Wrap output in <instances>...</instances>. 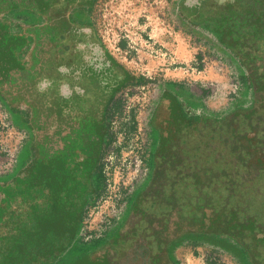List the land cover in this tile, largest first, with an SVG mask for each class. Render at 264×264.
<instances>
[{"label": "flooded vegetation", "instance_id": "1", "mask_svg": "<svg viewBox=\"0 0 264 264\" xmlns=\"http://www.w3.org/2000/svg\"><path fill=\"white\" fill-rule=\"evenodd\" d=\"M91 1L50 0V6L40 14L42 22L33 29L36 65L43 69L33 74L32 96L25 95V100L33 110L32 134L38 156L41 152L62 151L77 155V161H81L85 146L96 147L98 137L94 130L129 77L98 38L94 26L81 16ZM228 3L233 11L228 10ZM179 8L180 24L183 28L187 23L192 25L193 30L185 27L192 34L202 28L204 19L216 20L245 12L239 0H182ZM230 52L239 62L238 54ZM256 66V78L254 83L250 82L254 98L251 106L223 120L225 124L208 119L200 123L199 117L184 111L175 93L163 92L150 128V136L156 135L151 142L150 158L154 161L149 178L150 184L158 181L159 190H149L151 196L148 195L145 208L134 205L135 209H130L129 215L141 217L136 226L133 223L124 226L87 255L93 264H177L173 248L185 235L233 238L240 250L249 255L251 264H264L263 189L256 187L253 194L235 193L239 186L236 175L228 177L225 168L217 174L207 173L210 166L199 161L210 155L201 153L207 145L205 137L217 131L233 149L232 153L229 151L235 157L231 162L236 166L233 172L239 173V168L253 169L257 171L256 179L264 182L263 62ZM248 68L252 74V66ZM15 74L20 76L19 72H12V79L5 80L0 87L11 83ZM172 87L180 92L179 87ZM41 110L46 111L42 121L48 125L46 130L34 122L35 115L41 116ZM75 258L71 260L77 261Z\"/></svg>", "mask_w": 264, "mask_h": 264}, {"label": "rangeland", "instance_id": "2", "mask_svg": "<svg viewBox=\"0 0 264 264\" xmlns=\"http://www.w3.org/2000/svg\"><path fill=\"white\" fill-rule=\"evenodd\" d=\"M181 2L182 0H95L92 5L89 15L96 35L122 69L128 72L129 77L117 91L116 99L106 115L109 137H106V144L101 148L98 168L94 169L98 172L99 167L101 168L104 182L100 191H89L86 195L88 204L76 234V239L81 243L87 244L99 237L110 240L124 226L131 223L136 226L141 217L129 215L130 209H135L137 205L145 208V202L151 196L149 190L156 189L158 192V181H151L150 184L149 178V169H152L154 161L150 158L151 142L156 135L154 133L150 136V128L154 110L164 95L162 88L165 84H179L181 92L199 104L196 108H190L181 103L185 112L199 117L200 123L208 119L213 120V123L225 124L223 120L234 116L240 109H248L254 100L250 84L251 70L233 58L230 50L216 41L213 34H192L193 28L189 23L185 27L192 30L183 28L179 16ZM175 4L178 5L176 9ZM183 19L189 22L186 17ZM202 31L206 32L200 29L198 32ZM23 32L34 36L31 29L27 31L23 28ZM33 46L34 43L24 54V62L26 61L29 71L26 78L15 74L11 83L8 82L4 88L0 87L6 101L9 100L12 105L26 102L25 95L32 96L33 74L43 69L37 68L38 61ZM242 72L246 82L242 79ZM246 87L249 93L245 96L243 92ZM237 100H241L239 104L242 107L234 109ZM30 111L33 112L32 108ZM45 112L41 110V116L34 117L35 124H40L44 130L48 127L42 122ZM262 114L261 125L264 129V111ZM240 127L242 129L244 124L241 123ZM220 136V132L213 131L205 137L208 139L207 145L202 147L201 153L210 155L199 161L210 166L206 168V172L215 171L217 174V171L225 168L228 177L234 178L236 175L239 186L235 193L247 191L253 194L256 187L264 191V182L256 179V170L239 168V173L233 172L236 169L231 164L235 158L230 154L233 149ZM38 138L41 139V136ZM27 139L28 131L16 127L10 112L0 103V174L5 173H2V168H11ZM36 149L39 153L38 147ZM261 150L264 151L263 147ZM19 155L22 161L25 153ZM147 188L149 189L144 193ZM23 208L15 202L10 209L16 215ZM146 218L149 219V216ZM84 232L91 236L90 241L81 239V233ZM75 240L66 255L59 258L58 264H65L64 262L81 253L76 250L80 244ZM172 253L177 264H251L249 255L240 250L233 238L227 236L185 235L176 242Z\"/></svg>", "mask_w": 264, "mask_h": 264}, {"label": "trees", "instance_id": "3", "mask_svg": "<svg viewBox=\"0 0 264 264\" xmlns=\"http://www.w3.org/2000/svg\"><path fill=\"white\" fill-rule=\"evenodd\" d=\"M94 2L92 0L91 4ZM239 2L245 9L239 16L227 14L216 20L207 18L201 26L223 46L238 54L242 65L252 66L250 79L253 82L254 74H257L255 66L259 61L264 63V0ZM49 6L50 0H0V85L12 79V72L27 73L22 58L32 41L28 34L20 33V29L14 31L6 22L7 16L17 13L16 18H22L19 20L23 24L34 29L42 22L40 14ZM231 7L228 3V10L233 11ZM211 22L216 24L210 26L208 23ZM22 77L26 78V75ZM109 108L94 130L98 137L96 147L85 146L81 161H77V155L62 151L41 152L31 172L3 193L0 199V264H58L54 261L75 240L87 204V193L103 186L101 168L94 175L92 172L98 168L101 148L106 144ZM15 202L24 207L16 215L10 209ZM76 250L81 251L75 255L77 261L65 264H93L82 247Z\"/></svg>", "mask_w": 264, "mask_h": 264}, {"label": "crops", "instance_id": "4", "mask_svg": "<svg viewBox=\"0 0 264 264\" xmlns=\"http://www.w3.org/2000/svg\"><path fill=\"white\" fill-rule=\"evenodd\" d=\"M92 5L93 4H91L90 7H87L86 9H83L81 11V16H83V19L86 20V21H89L90 23H91V20H90L89 13H91V11H92ZM177 7H178V5H176L175 9ZM16 16H17V13L14 16H9L8 15L7 16L8 18L6 19L7 24H9L10 27L14 29V31H15V29H17V31L20 29L21 30L20 33H22L23 32V28L33 29L31 27V25L26 24V23H25L26 25L23 24L22 21L19 20V19H22V18H16ZM199 29L200 30H205L204 28H199ZM199 29H198V31H199ZM17 31H16V33H17ZM205 31L206 32H203V31L202 32H198L197 35H199V33H200L202 35L203 34L204 35H208L209 34V36H211V33L209 31H207V30H205ZM25 34H28L32 38V41H31V44H30V47H29V49H30L31 45L33 44V37L31 35V33H25ZM201 37H203V36H201ZM29 49L27 51H29ZM22 62L24 63L25 70L28 72L27 74H29V71L27 70L26 61L24 62V57L22 58ZM241 69H242V67H241ZM240 72H241V70H240ZM20 75L24 76L26 74L20 73ZM241 75H242V79H244V81L246 82V79L244 77V72H242ZM173 85H175L176 87H179V88L181 87L179 84H174V82L173 83H168V84H165V86L162 88V91L164 93H172V94L175 93L177 95V99L181 103L183 102L186 105H189L190 107L196 108V107L199 106V104L197 102L193 101L190 98L189 95H184V93H182L181 90H180V92L178 90L175 91V89L172 87ZM247 87L244 89V92H243L244 95L249 93ZM5 98L6 97L0 91V103L4 106V108H6L10 112L12 121L16 125V127L20 128L22 130H27L28 131V139L22 144L21 148L19 149V151L17 153V156H16V159H15L13 165L11 166V168H9L4 174H0V199H1L2 195H3V193L6 190H8L10 187H12L14 185V183L18 179L25 178L27 173L31 172L32 166L36 162V158L38 156L36 145H35V141H34L33 134H32V112L30 111L31 106H29V104L27 102H25V101H22L21 103L12 105V104L9 103V100L6 101ZM244 101H245V99H244ZM239 103H241V100H237V102H236V104L234 106V109H235V107L236 108L237 107L238 108L242 107L241 104H239ZM20 153H25V157H24V159L22 161L19 159V156H20L19 154ZM95 173H96L95 171L92 172L93 175ZM91 185H92V188L95 187V185L93 184L92 181H91ZM101 188L102 187H100L98 190L93 191V192L96 193V192L100 191ZM129 202L131 204L133 203L131 200ZM87 204H88V201H87ZM131 204H129V205H131ZM113 233H115V232H113ZM97 239H95V240H93V241H91V242H89L87 244L81 243L78 239H76V240L79 241V244H80L79 247H82L84 249V251H86L87 253H90V252L95 251L97 248L101 247L102 244L105 243V241L108 238L107 237H105V238L99 237ZM68 249H69V247L67 248V250Z\"/></svg>", "mask_w": 264, "mask_h": 264}, {"label": "built area", "instance_id": "5", "mask_svg": "<svg viewBox=\"0 0 264 264\" xmlns=\"http://www.w3.org/2000/svg\"><path fill=\"white\" fill-rule=\"evenodd\" d=\"M9 168H2V173L6 172ZM82 237L81 239L84 241H90L91 236L87 234V232L81 233Z\"/></svg>", "mask_w": 264, "mask_h": 264}]
</instances>
